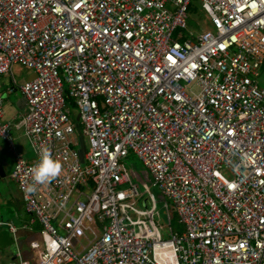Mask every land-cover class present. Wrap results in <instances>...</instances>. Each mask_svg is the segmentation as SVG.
Here are the masks:
<instances>
[{
    "label": "built area",
    "instance_id": "built-area-1",
    "mask_svg": "<svg viewBox=\"0 0 264 264\" xmlns=\"http://www.w3.org/2000/svg\"><path fill=\"white\" fill-rule=\"evenodd\" d=\"M197 1L212 28L193 39L192 0H0V83L15 65L34 73L16 128L36 159L1 93L0 137L40 225L36 264H264V0ZM41 146L61 171L26 192ZM130 154L166 230L149 189L140 206Z\"/></svg>",
    "mask_w": 264,
    "mask_h": 264
},
{
    "label": "crops",
    "instance_id": "crops-1",
    "mask_svg": "<svg viewBox=\"0 0 264 264\" xmlns=\"http://www.w3.org/2000/svg\"><path fill=\"white\" fill-rule=\"evenodd\" d=\"M33 77L34 73L30 71L25 76V79L21 81V84L33 79ZM12 78L16 80L12 74L5 75L1 78L0 93L4 96L3 120L11 126V134L16 149L25 159L34 161L36 157L28 140L25 138L23 131L16 128V124L21 122V119L27 114L28 109L24 97L19 88H17V83L14 85ZM1 155L10 156L12 161L8 163L6 159H0V163L3 164L4 171L7 175L6 191H2L3 189L0 186V236L6 237L0 243V264H10L19 261L17 257L18 253L21 254L25 261L36 264L37 254L30 245L32 242L40 241V225L38 223L31 224V218L24 210L21 192L11 178L15 159L8 152L7 143L0 137ZM4 207H7L10 212L9 219L4 218ZM10 226L14 228V231L10 229Z\"/></svg>",
    "mask_w": 264,
    "mask_h": 264
},
{
    "label": "rangeland",
    "instance_id": "rangeland-1",
    "mask_svg": "<svg viewBox=\"0 0 264 264\" xmlns=\"http://www.w3.org/2000/svg\"><path fill=\"white\" fill-rule=\"evenodd\" d=\"M188 24V31L187 34L189 38H195L198 34L202 33L204 30H209L212 28L210 25L208 18L205 14V12L202 10L201 4L197 0H192L191 8L189 11V16L187 20ZM20 70V71H19ZM30 72L27 71V69H24L20 67L19 65H15L12 68L11 74L15 77V81L17 83V88H19L21 81L25 79V76ZM10 74V75H11ZM256 80L258 84L264 88V67L258 71V77H256ZM67 89V86L65 87ZM19 93V92H18ZM76 115L74 114V118L76 119ZM86 141L84 140V143H82V149H86ZM85 145V146H84ZM29 147V146H28ZM0 159H6L8 163L12 161V158L10 156H0ZM124 164L127 173L130 178V183L132 185H135L139 188L141 194L143 195V200L140 203V206L144 207L145 209L150 208L151 203L150 202H145L147 198V192L146 190L149 189L150 192L155 196L156 201H157V211L155 214V219L157 222L161 225V227L164 228V230L167 229L168 225V217L166 215L165 209L163 208V204L160 203V191L158 190L157 187L154 186V183L152 181V178L148 171L144 168L142 162L138 157H136L133 154H130L129 157L124 159L122 161ZM145 202V204H143ZM7 205V204H6ZM5 205V206H6ZM3 214L5 219L10 218V212L8 211L7 207L3 208ZM170 216L172 218V225L173 229L176 232H180L182 230V225L179 224V218L177 214L174 212L173 209L170 210ZM1 230V229H0ZM5 236H0V243L1 241H4Z\"/></svg>",
    "mask_w": 264,
    "mask_h": 264
},
{
    "label": "clouds",
    "instance_id": "clouds-1",
    "mask_svg": "<svg viewBox=\"0 0 264 264\" xmlns=\"http://www.w3.org/2000/svg\"><path fill=\"white\" fill-rule=\"evenodd\" d=\"M60 171L61 164L52 156L50 149L47 146L39 147L37 162L29 169L31 183L27 184L24 190L36 191L37 186L50 182L59 175Z\"/></svg>",
    "mask_w": 264,
    "mask_h": 264
},
{
    "label": "water",
    "instance_id": "water-1",
    "mask_svg": "<svg viewBox=\"0 0 264 264\" xmlns=\"http://www.w3.org/2000/svg\"><path fill=\"white\" fill-rule=\"evenodd\" d=\"M7 175L4 171V166L3 164L0 163V186L2 187V191H6L7 189Z\"/></svg>",
    "mask_w": 264,
    "mask_h": 264
}]
</instances>
